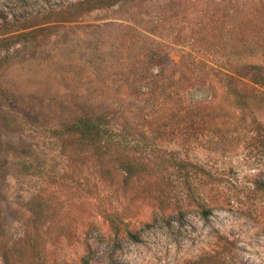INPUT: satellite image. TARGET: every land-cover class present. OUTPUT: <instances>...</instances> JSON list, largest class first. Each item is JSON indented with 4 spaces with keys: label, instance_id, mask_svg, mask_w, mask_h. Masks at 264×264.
<instances>
[{
    "label": "rangeland",
    "instance_id": "374dc122",
    "mask_svg": "<svg viewBox=\"0 0 264 264\" xmlns=\"http://www.w3.org/2000/svg\"><path fill=\"white\" fill-rule=\"evenodd\" d=\"M248 66L264 67V0H126L0 50V264H264ZM79 115L121 144L66 132ZM157 198L185 212L154 222Z\"/></svg>",
    "mask_w": 264,
    "mask_h": 264
},
{
    "label": "trees",
    "instance_id": "16d2710c",
    "mask_svg": "<svg viewBox=\"0 0 264 264\" xmlns=\"http://www.w3.org/2000/svg\"><path fill=\"white\" fill-rule=\"evenodd\" d=\"M24 1L0 0V50L3 52H8L16 45L24 43H44L50 39L60 25L76 22L95 10L112 8L126 0H39L38 9L29 13L22 8L26 7ZM247 69L245 79H248V83L259 84L264 81V67L248 66ZM229 79L233 81V79ZM242 86H244L242 87L244 91L249 89L248 84H242ZM107 127L108 124L104 123L103 116L79 115L65 130L69 134L75 135L78 140L89 142L95 146L105 145L108 147L112 143L120 145L122 140H109ZM194 193L195 189L190 188L186 195L190 199L192 197L195 199ZM196 197H199V194ZM156 201L159 203L160 214L154 216V222L160 221L166 225L172 215H182L185 212L182 208L165 212L168 207L167 201L160 198H157ZM197 208L202 218H206L210 213V208L206 206L205 200L198 201ZM105 217L115 234L120 231V225L127 226L128 224L117 213H107ZM144 227H148V224H145ZM126 235L134 241L138 239L137 233L128 229H126Z\"/></svg>",
    "mask_w": 264,
    "mask_h": 264
}]
</instances>
